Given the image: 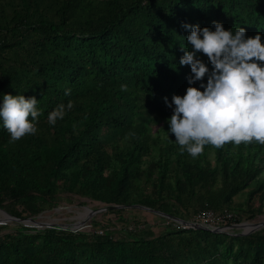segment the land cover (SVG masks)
I'll return each mask as SVG.
<instances>
[{
	"label": "trees",
	"instance_id": "trees-1",
	"mask_svg": "<svg viewBox=\"0 0 264 264\" xmlns=\"http://www.w3.org/2000/svg\"><path fill=\"white\" fill-rule=\"evenodd\" d=\"M214 20L264 42V0H0V102L23 93L43 109L38 131L15 141L0 122V209L37 218L69 195L121 206L107 212L123 223L136 206L186 221L204 210L235 211L237 224L264 215V145L206 144L193 157L168 131L174 105L164 97L189 86L183 22ZM152 214L165 231L125 227L123 239L109 221L78 231L0 225V264H264V228L214 233Z\"/></svg>",
	"mask_w": 264,
	"mask_h": 264
},
{
	"label": "clouds",
	"instance_id": "clouds-1",
	"mask_svg": "<svg viewBox=\"0 0 264 264\" xmlns=\"http://www.w3.org/2000/svg\"><path fill=\"white\" fill-rule=\"evenodd\" d=\"M212 26L183 22L190 32L180 63L189 65V86L186 92L164 97L173 114L168 118L170 132L193 157L204 151L206 144L222 146L254 142L264 145V42L261 33L248 36L246 28H225L214 20ZM206 54V62L200 53ZM211 65V67H210ZM207 76L206 82L204 77ZM200 85L196 86L195 82ZM71 88L65 89V95ZM74 101L59 103L48 113V122L55 125ZM35 95L3 93L0 102V122L15 141L38 131L42 108Z\"/></svg>",
	"mask_w": 264,
	"mask_h": 264
},
{
	"label": "rangeland",
	"instance_id": "rangeland-1",
	"mask_svg": "<svg viewBox=\"0 0 264 264\" xmlns=\"http://www.w3.org/2000/svg\"><path fill=\"white\" fill-rule=\"evenodd\" d=\"M160 127H156V131L159 130ZM247 193H243L235 198L236 204H241L244 202V200L247 199ZM66 199L62 201V204L60 207L51 210L46 211L39 215L36 219L39 222L46 223L48 225L57 224L59 226L65 225H72L77 223L78 221L84 220L86 218H89V213L87 210V207L96 210L100 208H104L105 205L100 202L91 201L90 199L86 198H80L77 196H65ZM134 210L127 211L123 213L122 217L129 218L130 221L123 223V221L119 220V215L114 213H108V212H101L98 214H94L90 217V219L87 222V226L82 229L87 230H93L92 225L95 222H99L100 225L104 224L105 222H112L113 226L112 230H115L117 238L123 239L125 237V227H133L140 226V228H147L149 226L152 227H159L160 230L165 231L167 227V222H165L163 219H160L152 214V212L144 210L143 208L139 207H133ZM88 213V214H87ZM87 214V215H85ZM3 212L0 210V220H3ZM123 219V218H122ZM132 220V221H131ZM138 222H134V221ZM145 222V224H144ZM148 222V223H147ZM264 222V215L258 216L255 220L250 221L249 223H261ZM17 223L16 221H10V222H0V225H12ZM55 224V225H56ZM149 224V226H148ZM99 225L98 230L101 231V227ZM31 226V225H30ZM33 227V226H32ZM47 228V227H44ZM263 229V228H262ZM261 230V229H260ZM243 230H228V232H242ZM6 231H2L0 235L4 234Z\"/></svg>",
	"mask_w": 264,
	"mask_h": 264
},
{
	"label": "water",
	"instance_id": "water-1",
	"mask_svg": "<svg viewBox=\"0 0 264 264\" xmlns=\"http://www.w3.org/2000/svg\"><path fill=\"white\" fill-rule=\"evenodd\" d=\"M136 207H139V208H143L144 210H147V211H150L152 213H156V214H159V215H162L164 217H169L175 221H178V222H181L182 224H185V225H190L191 228L193 229H196V230H208V231H212L214 233H229L227 230H225L224 228H209V227H206V226H203V225H200V224H194V223H191L189 221H186V220H182V219H179V218H172L170 216H167L165 214H162L160 212H157L155 210H152L150 208H147V207H143V206H136ZM114 208H121V206H108V207H104V208H100V209H96V210H92L90 208L87 207V210H88V213H89V218H86L84 220H81V221H78L77 223L75 224H72V225H65L66 228H71L73 229L74 231H78L79 229L81 228H85L87 226V222L88 220L90 219L91 216H93L94 214H98V213H101V212H107V211H110ZM2 212H3V220H0V222H10V221H16V222H20V223H24L26 226H33V227H38V228H44V227H48V228H55L59 225H55V224H52V225H48L46 223H42V222H39L37 221L36 218H30V219H18L14 216H12L11 214H9L8 212L0 209ZM248 226H251V228L249 229H246ZM64 227V226H63ZM264 228V222H261V223H249V222H243L241 224H237V225H234L231 227V230H243L242 232H239L237 233L236 235H239V236H246V235H250V234H253L255 232H257L258 230Z\"/></svg>",
	"mask_w": 264,
	"mask_h": 264
},
{
	"label": "built area",
	"instance_id": "built-area-1",
	"mask_svg": "<svg viewBox=\"0 0 264 264\" xmlns=\"http://www.w3.org/2000/svg\"><path fill=\"white\" fill-rule=\"evenodd\" d=\"M238 218L239 215L237 212L228 209L224 210L221 214H216L211 210H204L196 214L189 222L200 224L209 228L221 227L228 231L232 226L237 225L236 222ZM175 222L183 228H191L190 225H185L178 221Z\"/></svg>",
	"mask_w": 264,
	"mask_h": 264
},
{
	"label": "bare ground",
	"instance_id": "bare-ground-1",
	"mask_svg": "<svg viewBox=\"0 0 264 264\" xmlns=\"http://www.w3.org/2000/svg\"><path fill=\"white\" fill-rule=\"evenodd\" d=\"M88 214V213H87ZM87 214H85V215H87ZM56 224V223H55ZM249 228H251V226H248L246 229H249Z\"/></svg>",
	"mask_w": 264,
	"mask_h": 264
}]
</instances>
